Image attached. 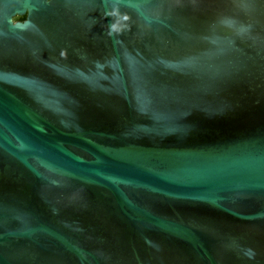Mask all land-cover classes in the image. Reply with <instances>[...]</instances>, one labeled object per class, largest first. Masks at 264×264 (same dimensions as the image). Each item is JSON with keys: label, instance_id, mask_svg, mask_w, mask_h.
<instances>
[{"label": "water", "instance_id": "obj_1", "mask_svg": "<svg viewBox=\"0 0 264 264\" xmlns=\"http://www.w3.org/2000/svg\"><path fill=\"white\" fill-rule=\"evenodd\" d=\"M0 264H264V0H0Z\"/></svg>", "mask_w": 264, "mask_h": 264}, {"label": "clouds", "instance_id": "obj_2", "mask_svg": "<svg viewBox=\"0 0 264 264\" xmlns=\"http://www.w3.org/2000/svg\"><path fill=\"white\" fill-rule=\"evenodd\" d=\"M110 15H117V13L113 12V13H110ZM120 19L127 21L129 19V17L125 15V16L121 17ZM125 27H126V25H125ZM120 30H121V26H120L119 22L114 23L110 27L109 35H111L113 32H119ZM60 54H61V56L65 55L64 52H61ZM53 183H56V182L54 181Z\"/></svg>", "mask_w": 264, "mask_h": 264}, {"label": "trees", "instance_id": "obj_3", "mask_svg": "<svg viewBox=\"0 0 264 264\" xmlns=\"http://www.w3.org/2000/svg\"><path fill=\"white\" fill-rule=\"evenodd\" d=\"M23 18H24V15H18V14H16V15L13 16V19L14 20H16V19H23Z\"/></svg>", "mask_w": 264, "mask_h": 264}]
</instances>
